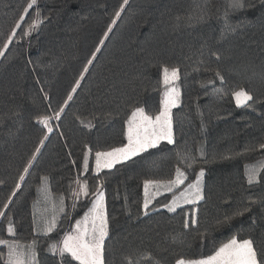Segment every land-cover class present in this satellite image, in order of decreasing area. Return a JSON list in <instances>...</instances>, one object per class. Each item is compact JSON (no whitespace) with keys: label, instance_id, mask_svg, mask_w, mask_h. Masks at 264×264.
<instances>
[{"label":"trees","instance_id":"1","mask_svg":"<svg viewBox=\"0 0 264 264\" xmlns=\"http://www.w3.org/2000/svg\"><path fill=\"white\" fill-rule=\"evenodd\" d=\"M30 3L0 0V241L34 240L37 264H80L47 247L102 192L104 264L204 258L233 236L264 253V0ZM165 67L179 69L171 142L93 171L96 152L125 144L135 109L159 111ZM241 89L253 97L246 106L233 99ZM177 169L185 182L203 171L201 200L168 212V192L145 208L143 182ZM43 179L64 209L35 234ZM0 264H12L5 243Z\"/></svg>","mask_w":264,"mask_h":264},{"label":"snow or ice","instance_id":"2","mask_svg":"<svg viewBox=\"0 0 264 264\" xmlns=\"http://www.w3.org/2000/svg\"><path fill=\"white\" fill-rule=\"evenodd\" d=\"M125 3H127V0H125ZM34 4L35 0H32V3L28 5V8H32ZM236 6L243 7V3H238ZM25 11L27 12V9ZM116 15L119 16L120 13L117 12ZM17 27H19V25H17ZM97 51H99V49H97ZM0 55H3V53L0 52ZM89 63H91V61H89ZM178 79L179 69H169L167 67L163 69V82L166 86H169L164 93L165 98L163 100V110L153 118L152 116L145 114L143 109H135L128 122V144L123 148L113 149L111 152L96 153V165L98 170L101 166L111 168L114 163L119 161V159L122 158L126 160L130 155H135L146 148L155 146V144L161 139H167L171 142V118L169 110L177 104L179 92L176 87L170 85H173ZM233 96L236 100L237 106H246L247 103L253 99V97L244 89L234 92ZM69 99H71V97H69ZM47 121V117L41 118V122L47 124ZM49 131H51V129H49ZM261 147H264V145ZM37 151H39V149ZM200 175L202 176L203 172H201ZM254 178V174H250L249 182H252ZM183 180L184 175L178 170L176 180L169 183L182 184ZM154 183L156 182L145 181L144 187L146 195L149 186ZM189 187L195 189L196 199H200L199 185H189ZM167 190L171 191V187ZM102 201L103 193L101 192L99 193L92 209V211L96 212V216L92 219L91 231H89L87 227L81 229L80 222H77L76 234L68 235L63 240V248L61 249V252L70 253L75 260L80 262V264H104L102 245L107 232ZM149 202V199L145 200V208L148 207ZM185 202L191 201L186 200ZM0 215H3V213H0ZM97 219L100 221L99 226L96 224ZM87 221L88 217L86 215L84 219L85 224H87ZM193 223H195V221H193ZM11 230V227H9V231ZM49 231H51V228ZM0 243H5V241H0ZM15 255V252H10V256ZM17 264H21L18 257ZM177 264H264V253L258 254L250 239L238 240L233 236L227 243H224L219 247L214 255L199 260H184L182 258L177 261Z\"/></svg>","mask_w":264,"mask_h":264},{"label":"rangeland","instance_id":"3","mask_svg":"<svg viewBox=\"0 0 264 264\" xmlns=\"http://www.w3.org/2000/svg\"><path fill=\"white\" fill-rule=\"evenodd\" d=\"M169 69H172V68H169ZM161 82L164 86V89H163L162 96H161V104H160L159 111L153 115H149V114L145 113L149 116H152L153 118H155V116L158 115L163 110V107H164L163 106V100L165 98L164 93L167 90V87H169V86H166L163 82V70L161 72ZM170 86L176 87L178 89V92H179V88L176 85V81L174 82L173 85H170ZM233 99L236 102L234 96H233ZM178 101H179V98H178ZM174 107H171L169 110L170 118H171V110ZM132 113L129 115L128 120H127V124H126V130H125L126 142L124 145H122L118 148H123L128 144V128H129L128 122H129L130 118L132 117ZM171 140H172V128H171ZM161 141L169 142V140H167V139H161L155 145H157ZM113 149H117V148H113ZM113 149H109L106 151H100V152L107 153V152H111ZM146 149H148V148H146ZM140 152H142V151H140ZM140 152H138V153H140ZM96 153H98V152H96ZM96 153L94 154V161H93V166H92V169L95 172L100 171L101 169L105 168V167L101 166L99 168V170L97 169ZM132 156H134V155H130L129 158ZM124 160L125 159L121 158V159H119L118 162H121ZM118 162H116V163H118ZM116 163H114V164H116ZM102 164H103V158H102ZM178 170H179V172L183 173V175H184L183 183L182 184H174V183L170 184L169 182L176 180ZM201 172H203V171L198 170L195 173L192 180L185 182V179L187 177L186 172H184L182 169H177L172 179L167 180V181H154L156 183L149 186L147 195L145 193V187H144L145 181H144L142 184V193H143L142 204L144 205L146 199H149L151 202L155 197L162 195L164 193H168V192L170 193L169 198L167 199V202L163 205V208L168 212H172L175 209H177L178 207H181L184 205L196 204L199 200H201V198L203 196V181H204L203 179L204 178H203V175L202 176L200 175ZM147 181H151V180H147ZM196 184L199 185V189H200L199 195L201 197L200 199H196L195 189L189 187V185H196ZM169 187H171V191L167 190ZM85 189H86L85 184L83 182H81V183L79 182L75 191H76V193L83 194L85 192ZM99 193H101V192H98L96 194V196L92 202V205H91L90 209L88 210V213L86 214L88 217L87 224H85V222H84L86 215L83 214V215H85L83 217H81L82 216L81 215L79 217L80 219L75 221V223L73 225L74 226L73 230L64 234L62 236V238L59 240V242L50 244L47 247L48 251H50V252H54V251L61 252V249L63 248L64 238L67 237L68 235H75L76 234L77 222H80L81 229H83L84 227H87L89 229V231H91L92 219L94 216H96V212L92 211V209L96 203V200H97ZM186 200L191 201V202H185ZM102 204H103V210H104V215H105L104 197H103ZM63 209H64L63 198L58 194L51 193L48 189L46 180L43 179L41 184L39 185V187L36 189L35 198L33 199L32 203H31L33 232L35 234H46V233L50 232L49 229L51 228V230H52L55 227L60 214L63 212ZM170 209H174V210H170ZM105 218H106V216H105ZM96 224H97V226L100 225L99 219L96 220ZM106 225H107V222H106ZM106 229H107V227H106ZM97 235H98V233H97ZM228 241H226L225 243H227ZM222 245H220V247ZM5 251H6V260L9 263L17 264V257H18L21 264H37L36 242L34 240L29 241V242L7 241V242H5ZM10 252H15L16 255L10 256ZM214 253L211 254L210 256L214 255ZM207 257H209V256H207ZM207 257H204V258H207ZM204 258L189 259V260H199V259H204ZM175 264H177V261L175 262Z\"/></svg>","mask_w":264,"mask_h":264},{"label":"crops","instance_id":"4","mask_svg":"<svg viewBox=\"0 0 264 264\" xmlns=\"http://www.w3.org/2000/svg\"><path fill=\"white\" fill-rule=\"evenodd\" d=\"M92 202H93V201H92ZM91 205H92V203H91ZM91 205H90V207H91ZM89 209H90V208H89ZM87 213H88V211H87L86 213H84V214L86 215ZM85 215H82L81 217H83V216H85ZM79 219H80V218H78L77 220H79ZM106 227H107V225H106ZM73 228H74V226H73ZM72 230H73V229H72ZM229 240H230V239H229ZM218 249H219V248H218ZM218 249H217V250H218ZM217 250H216V251H217ZM216 251H215V252H216ZM70 255H71V254H70Z\"/></svg>","mask_w":264,"mask_h":264}]
</instances>
